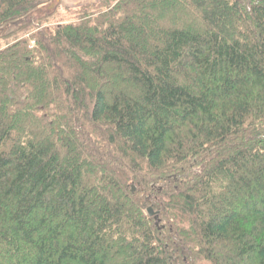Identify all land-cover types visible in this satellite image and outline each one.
Masks as SVG:
<instances>
[{"label": "trees", "instance_id": "1", "mask_svg": "<svg viewBox=\"0 0 264 264\" xmlns=\"http://www.w3.org/2000/svg\"><path fill=\"white\" fill-rule=\"evenodd\" d=\"M46 1L0 0V264H264V0Z\"/></svg>", "mask_w": 264, "mask_h": 264}, {"label": "rangeland", "instance_id": "2", "mask_svg": "<svg viewBox=\"0 0 264 264\" xmlns=\"http://www.w3.org/2000/svg\"><path fill=\"white\" fill-rule=\"evenodd\" d=\"M99 0H49L44 3L45 8L42 12H48L47 7H53L54 11L57 12L51 15L47 23H44L43 26L53 27L58 22H68L72 21L75 18V12L78 11L81 7L97 2ZM47 6V7H46ZM37 16V14H35ZM33 41H31V44Z\"/></svg>", "mask_w": 264, "mask_h": 264}, {"label": "water", "instance_id": "3", "mask_svg": "<svg viewBox=\"0 0 264 264\" xmlns=\"http://www.w3.org/2000/svg\"><path fill=\"white\" fill-rule=\"evenodd\" d=\"M147 211H148L149 215H153L154 214V212H153V210L151 208H148Z\"/></svg>", "mask_w": 264, "mask_h": 264}]
</instances>
